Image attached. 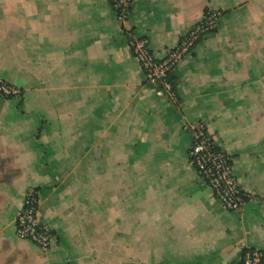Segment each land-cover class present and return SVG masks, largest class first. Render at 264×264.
<instances>
[{"label":"crops","instance_id":"0c3cea01","mask_svg":"<svg viewBox=\"0 0 264 264\" xmlns=\"http://www.w3.org/2000/svg\"><path fill=\"white\" fill-rule=\"evenodd\" d=\"M206 10L219 15L178 64L175 97L128 41L158 58ZM0 264H238L264 252V0H0ZM207 124L252 197L226 210L190 164ZM52 243L15 233L25 194ZM116 247V248H115Z\"/></svg>","mask_w":264,"mask_h":264},{"label":"built area","instance_id":"2783aa9c","mask_svg":"<svg viewBox=\"0 0 264 264\" xmlns=\"http://www.w3.org/2000/svg\"><path fill=\"white\" fill-rule=\"evenodd\" d=\"M133 0H110L116 19L123 24L131 12ZM219 15L209 12L195 23L181 41L167 50L163 58H158L150 48L147 38L131 36L128 47L148 82L157 84L160 92L175 97L176 81L173 77L179 62L190 54L196 45L218 26ZM0 94L5 97H20L22 89L0 78ZM192 144L189 150L190 164L199 172L214 196L226 210L238 211L251 199V195L242 189L235 176L231 156L222 150L208 131L204 121L190 126ZM38 194L28 191L17 216L15 233L17 237L30 240L42 248L52 243V232L44 225L38 215ZM238 264H264V252L249 249L243 253Z\"/></svg>","mask_w":264,"mask_h":264},{"label":"rangeland","instance_id":"374dc122","mask_svg":"<svg viewBox=\"0 0 264 264\" xmlns=\"http://www.w3.org/2000/svg\"><path fill=\"white\" fill-rule=\"evenodd\" d=\"M110 264H122L121 252H112L110 250Z\"/></svg>","mask_w":264,"mask_h":264},{"label":"trees","instance_id":"16d2710c","mask_svg":"<svg viewBox=\"0 0 264 264\" xmlns=\"http://www.w3.org/2000/svg\"><path fill=\"white\" fill-rule=\"evenodd\" d=\"M209 12H214V11L206 10V11L204 12V14L207 15ZM216 30H217V28H216L214 31H216Z\"/></svg>","mask_w":264,"mask_h":264}]
</instances>
